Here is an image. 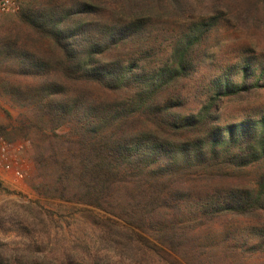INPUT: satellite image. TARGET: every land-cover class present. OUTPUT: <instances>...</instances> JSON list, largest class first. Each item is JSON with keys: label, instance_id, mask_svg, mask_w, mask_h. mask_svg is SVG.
I'll use <instances>...</instances> for the list:
<instances>
[{"label": "trees", "instance_id": "trees-1", "mask_svg": "<svg viewBox=\"0 0 264 264\" xmlns=\"http://www.w3.org/2000/svg\"><path fill=\"white\" fill-rule=\"evenodd\" d=\"M57 1L0 37V86L26 110L0 136L30 141L40 180L0 229L25 238L60 201L116 251L95 264L264 261V112L223 115L260 96L264 65L221 40L264 32V0ZM25 249L1 245L0 264H49Z\"/></svg>", "mask_w": 264, "mask_h": 264}, {"label": "rangeland", "instance_id": "rangeland-1", "mask_svg": "<svg viewBox=\"0 0 264 264\" xmlns=\"http://www.w3.org/2000/svg\"><path fill=\"white\" fill-rule=\"evenodd\" d=\"M48 2L49 0H23L22 9L18 13L0 15V37L9 32L13 27L9 21H21L19 15L31 2ZM64 1L58 0L59 4ZM202 6L197 9V15L204 13ZM223 41L222 51L227 59L235 55H243L245 60L263 63L264 65V32L254 33L241 27L233 28L225 26L221 36ZM236 64L235 60L230 65ZM7 76V70L0 74V81ZM16 103L10 96L4 94L0 86V134L3 128L16 124L19 115L25 112L16 107ZM264 112V90L256 99L249 98L246 101L230 103L223 109V115L229 123L241 121L247 117ZM34 151L30 141L18 140L11 144L7 161L1 163L0 171L8 173L5 180L0 176V217L12 213L18 204H30L40 200L35 187L40 182L34 164ZM9 165L10 169H5ZM20 174L17 175L16 173ZM46 205L45 211L36 209L41 215L37 221L31 220L28 225V235L19 238L16 226L5 225L0 229V246L9 245L14 248H27V254L32 255L37 261L45 260L49 264H95L96 258L116 262L114 255L117 254L113 248H109L100 242L98 233L90 220L85 223L80 214L65 209L60 201L42 199ZM50 213V214H48ZM26 217V216H25ZM11 228V231L8 229ZM113 250V251H111ZM126 262V263H125ZM123 264H131L125 260ZM170 262V263H169ZM175 264L174 260H165L163 264ZM264 261L259 262L263 264ZM114 264V263H113Z\"/></svg>", "mask_w": 264, "mask_h": 264}, {"label": "built area", "instance_id": "built-area-1", "mask_svg": "<svg viewBox=\"0 0 264 264\" xmlns=\"http://www.w3.org/2000/svg\"><path fill=\"white\" fill-rule=\"evenodd\" d=\"M22 1L23 0H0V15L20 12L22 9ZM10 147L11 143L0 136V166L1 163L7 161ZM5 169L9 170L10 166H5ZM16 174L19 175L20 173L17 172Z\"/></svg>", "mask_w": 264, "mask_h": 264}, {"label": "crops", "instance_id": "crops-1", "mask_svg": "<svg viewBox=\"0 0 264 264\" xmlns=\"http://www.w3.org/2000/svg\"><path fill=\"white\" fill-rule=\"evenodd\" d=\"M0 176L6 180L8 178V173L0 171Z\"/></svg>", "mask_w": 264, "mask_h": 264}]
</instances>
